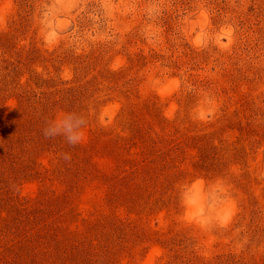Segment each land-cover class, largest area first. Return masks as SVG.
<instances>
[{
    "label": "rangeland",
    "instance_id": "1",
    "mask_svg": "<svg viewBox=\"0 0 264 264\" xmlns=\"http://www.w3.org/2000/svg\"><path fill=\"white\" fill-rule=\"evenodd\" d=\"M0 120V264H264V0H0ZM218 176L230 223H188Z\"/></svg>",
    "mask_w": 264,
    "mask_h": 264
},
{
    "label": "clouds",
    "instance_id": "2",
    "mask_svg": "<svg viewBox=\"0 0 264 264\" xmlns=\"http://www.w3.org/2000/svg\"><path fill=\"white\" fill-rule=\"evenodd\" d=\"M201 118L211 117V110L199 113ZM87 117L83 112H58L49 119L42 133L46 138L62 137L71 146L83 142L86 135ZM63 158L70 160V154ZM230 184L223 176L210 182L196 179L178 187V198L184 209V219L197 227L207 228L215 223L224 227L230 223L236 212V205L231 196Z\"/></svg>",
    "mask_w": 264,
    "mask_h": 264
},
{
    "label": "trees",
    "instance_id": "3",
    "mask_svg": "<svg viewBox=\"0 0 264 264\" xmlns=\"http://www.w3.org/2000/svg\"><path fill=\"white\" fill-rule=\"evenodd\" d=\"M15 119H13V122H15ZM12 130V121L0 120V134H11ZM12 138V136H8L7 141L4 142V144L2 143V145H0V155L7 156L10 154V150L12 149Z\"/></svg>",
    "mask_w": 264,
    "mask_h": 264
}]
</instances>
